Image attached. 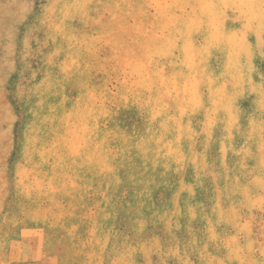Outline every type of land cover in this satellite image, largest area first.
Wrapping results in <instances>:
<instances>
[{
	"label": "rangeland",
	"instance_id": "374dc122",
	"mask_svg": "<svg viewBox=\"0 0 264 264\" xmlns=\"http://www.w3.org/2000/svg\"><path fill=\"white\" fill-rule=\"evenodd\" d=\"M0 264H264V0H0Z\"/></svg>",
	"mask_w": 264,
	"mask_h": 264
}]
</instances>
